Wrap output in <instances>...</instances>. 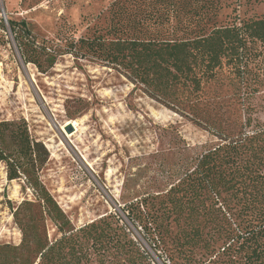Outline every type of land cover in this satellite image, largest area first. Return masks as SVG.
Wrapping results in <instances>:
<instances>
[{
	"label": "trees",
	"instance_id": "trees-1",
	"mask_svg": "<svg viewBox=\"0 0 264 264\" xmlns=\"http://www.w3.org/2000/svg\"><path fill=\"white\" fill-rule=\"evenodd\" d=\"M223 9L221 0H108L82 35L67 26L53 39L40 37L25 19H8L26 63L45 71L66 53L95 61L216 139L190 147L175 131L178 162L168 166L167 156L155 153L164 157L169 183L147 193L160 198V209L136 215L148 240L170 254V220L190 225L182 230L180 264H197L183 248L198 241L218 258L202 264H264V123L250 106L264 79V17L228 23L220 19ZM6 32L0 17V45ZM224 68L236 91L208 96ZM41 149L24 121H0V163L8 179L24 177L35 194L14 211L22 239L0 245V264H153L115 213L72 224L39 180Z\"/></svg>",
	"mask_w": 264,
	"mask_h": 264
},
{
	"label": "rangeland",
	"instance_id": "rangeland-1",
	"mask_svg": "<svg viewBox=\"0 0 264 264\" xmlns=\"http://www.w3.org/2000/svg\"><path fill=\"white\" fill-rule=\"evenodd\" d=\"M221 2L224 9L220 19L225 22L264 17V0ZM107 3L108 0H0V17L7 26V41L0 45V121H24L31 138L44 145L46 150L41 149V155L46 160L38 171L39 180L73 225L81 226L115 213L153 264H180L184 253L179 247L186 241L182 230L190 229V225L170 220V254L148 240L136 215L160 209V198L147 193L169 183L161 160L163 153L168 166L178 162V155L173 156L175 131L183 139L178 142L190 147L216 139L148 97L127 77L95 61L66 53L45 71L26 63L8 21L25 19L42 38L53 39L58 31H68L67 26L76 28L80 36L87 21ZM231 78L224 68L218 81L206 88V94L229 97L236 91ZM250 104L254 117L264 123V79ZM157 151L162 153L156 157ZM25 200H35L33 190L24 177L8 179L6 165L0 163V245L20 244L22 233L13 213ZM45 224L49 237H53V221L47 218ZM183 249L197 264L209 259L218 261L204 247V241L190 242Z\"/></svg>",
	"mask_w": 264,
	"mask_h": 264
},
{
	"label": "water",
	"instance_id": "water-1",
	"mask_svg": "<svg viewBox=\"0 0 264 264\" xmlns=\"http://www.w3.org/2000/svg\"><path fill=\"white\" fill-rule=\"evenodd\" d=\"M68 129L69 131H72V125H69Z\"/></svg>",
	"mask_w": 264,
	"mask_h": 264
}]
</instances>
